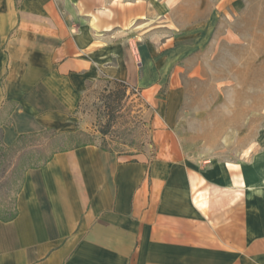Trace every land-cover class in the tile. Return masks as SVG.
Wrapping results in <instances>:
<instances>
[{
  "label": "crops",
  "instance_id": "1",
  "mask_svg": "<svg viewBox=\"0 0 264 264\" xmlns=\"http://www.w3.org/2000/svg\"><path fill=\"white\" fill-rule=\"evenodd\" d=\"M233 1L0 0V101L12 108L2 142L74 127L81 94L100 79L135 86L152 107ZM154 112L153 155L93 143L28 169L16 216L0 219V264H264L255 158L242 174L190 162L174 118Z\"/></svg>",
  "mask_w": 264,
  "mask_h": 264
},
{
  "label": "rangeland",
  "instance_id": "2",
  "mask_svg": "<svg viewBox=\"0 0 264 264\" xmlns=\"http://www.w3.org/2000/svg\"><path fill=\"white\" fill-rule=\"evenodd\" d=\"M231 6L205 48L172 69L152 107L119 81L100 79L83 91L73 113L75 125L65 131H82L86 142L126 155H153L159 145L152 126L158 105L159 115L174 118L172 136L184 159L235 163L242 174L255 158V183L264 190V159L258 163L264 158V0H234ZM11 109L0 101V218L14 211L29 162L27 154L16 161L3 149L2 127ZM78 138L52 144L72 147ZM41 141L51 140L34 143ZM257 194L261 208L255 210L264 214V194ZM242 198L240 193V211Z\"/></svg>",
  "mask_w": 264,
  "mask_h": 264
},
{
  "label": "trees",
  "instance_id": "3",
  "mask_svg": "<svg viewBox=\"0 0 264 264\" xmlns=\"http://www.w3.org/2000/svg\"><path fill=\"white\" fill-rule=\"evenodd\" d=\"M119 83H121V85H123L125 88L128 87V85L125 84L124 82H119ZM77 135H81V138H78L77 142L72 147H64V146H58V145L52 144L53 141L55 140L57 141L63 137L73 139V138H76ZM86 138H88V135L82 131H77V130L56 131L53 128H45L38 132L20 134L16 137L15 141L11 145L5 146L3 149L6 152H11L12 155H16V161H19L21 156L27 154V157L29 158V162H28V166H25L24 168V174H25V172L28 169L37 168L47 163L55 153L62 152L67 149H71L75 147L93 144L91 142H86ZM41 139H49L51 141L46 144L41 141V143L38 145L34 143L35 140H41ZM25 147H27L28 150L24 151ZM47 147H52L49 152L46 151ZM103 148L108 149L106 147H103ZM14 166H17V162L15 163ZM23 181H24V175L21 181L20 189L22 187ZM16 213H17V210L15 207L14 211L9 213L7 217L0 218V219H3L5 221L11 220L16 216Z\"/></svg>",
  "mask_w": 264,
  "mask_h": 264
},
{
  "label": "built area",
  "instance_id": "4",
  "mask_svg": "<svg viewBox=\"0 0 264 264\" xmlns=\"http://www.w3.org/2000/svg\"><path fill=\"white\" fill-rule=\"evenodd\" d=\"M127 89H128V91H132L134 95L140 94L138 88H136L135 86L128 85Z\"/></svg>",
  "mask_w": 264,
  "mask_h": 264
}]
</instances>
